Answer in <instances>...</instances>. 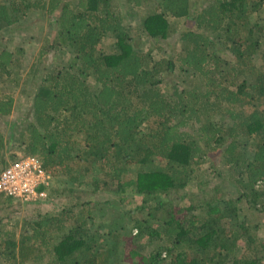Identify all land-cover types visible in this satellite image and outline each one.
I'll list each match as a JSON object with an SVG mask.
<instances>
[{
    "label": "trees",
    "instance_id": "16d2710c",
    "mask_svg": "<svg viewBox=\"0 0 264 264\" xmlns=\"http://www.w3.org/2000/svg\"><path fill=\"white\" fill-rule=\"evenodd\" d=\"M145 1L0 0V30L52 18L28 69L21 47L0 48V117L18 86L30 93V117L0 132V171L6 157L34 154L72 190L94 170L115 211L107 228L98 203L0 219V264L264 263L258 225L238 213L244 203L264 215V0ZM211 156L225 191L197 174Z\"/></svg>",
    "mask_w": 264,
    "mask_h": 264
},
{
    "label": "rangeland",
    "instance_id": "374dc122",
    "mask_svg": "<svg viewBox=\"0 0 264 264\" xmlns=\"http://www.w3.org/2000/svg\"><path fill=\"white\" fill-rule=\"evenodd\" d=\"M125 1V0H120ZM155 5V0H148L144 2V7L147 9H152ZM201 5V4H200ZM33 14H30L28 16L27 21H23L21 24H17V26H12L9 28H5L0 30V48H7V49H14L16 46L21 47L23 51V69H28L29 64L33 59L34 54L36 53L38 47L40 46L41 37L42 35H48L50 32L49 23L47 20H52V18H47L45 16H32ZM260 16L264 17V9L262 12H260ZM128 21L132 23H136L133 21V18L127 19ZM173 23L180 28H184L186 25L188 26V23L190 24V21L187 19H173ZM184 21V22H183ZM188 21V22H187ZM51 22V21H50ZM50 34V33H49ZM51 35V34H50ZM178 37V33L174 34L171 38L168 40V44H172V46L175 45L176 38ZM145 46L143 49H148L152 46L153 42L149 39H144ZM175 41V42H174ZM162 42V41H161ZM165 44L166 42L163 41ZM104 46H108L109 39H105L103 42ZM69 54L68 52H66ZM59 57H61L63 62H66V59L68 56L66 54H63V52L58 53ZM53 56L49 55L46 57V64L51 62L50 60H47V58L52 59ZM54 58V57H53ZM60 58V59H61ZM55 59V58H54ZM264 63V61H263ZM23 79L22 77H19V82H21ZM8 85H11L9 82ZM4 88V85H2ZM20 90V87L18 86L17 89L14 91V98L16 100L15 104L16 107H14L13 112L8 115L7 117H0V132L7 137L8 133H12L16 131V128H18V123L21 121H24L25 119L29 118V107H30V99L29 95L30 93L21 94L18 93ZM16 145L13 143L12 145H8L7 148H9L10 153L17 152V148L14 146ZM10 147H12L10 149ZM250 154V152H249ZM212 159H207L204 163H201L197 168V174L199 177H203L204 180L209 181V185H215V184H221L223 187V191L227 190L226 188L229 187V183L222 178V176H218V173L222 171V165L220 164L218 158L216 156H211ZM11 158V159H10ZM14 157H6V160L11 161ZM17 158V157H16ZM213 164L216 167V170H214ZM66 176H58L49 178L51 181L49 184V190L47 192V196L44 199H41L39 201L35 202H25L17 199H13L10 204L7 202H0V219H2V222L5 223L8 227L14 226V225H20L24 219H27L29 221H32V219L36 218L37 215H45L53 212H58L62 208L70 207L73 203L78 202V206L74 208V210H78L82 208L81 205L91 204L93 206L98 204H104L106 205V209L103 212V215L105 216L106 224L103 225V227L107 228L109 226L112 227L111 219L114 216L115 211L110 206V201L106 198L107 193L104 192V190L98 188L94 190L95 185L93 182L94 178H99L100 180L104 179L103 175L98 174L96 171L93 170L92 174L90 172L89 175H87V178L83 181L81 185H71L73 188L72 190L68 188L69 181H66ZM68 182V183H67ZM195 182H191L189 185L193 189ZM101 185V183H100ZM54 190V191H53ZM110 203V204H109ZM2 206V207H1ZM5 208V209H4ZM83 208H86V211H83L84 216H86V212L89 211L92 212V218L87 219L89 222H96L99 223L100 220L98 219L100 216V213H95L94 207L84 206ZM239 218L242 217V222H246L245 224L249 225L251 229L254 228V226L258 225V229H253V234L255 235L258 242L264 244V215H259L258 212L254 211L253 209H249L244 203H240L239 205ZM102 214V210H101ZM50 215V214H49ZM121 221L120 218H117V222ZM116 222V223H117ZM235 222V220H233ZM133 233L135 232L134 229L132 230ZM141 243L146 242V238L143 237L141 240ZM152 248V246H149V244L144 245L143 251L144 253H148V251ZM120 264H129V263H120ZM264 264V263H263Z\"/></svg>",
    "mask_w": 264,
    "mask_h": 264
},
{
    "label": "built area",
    "instance_id": "2783aa9c",
    "mask_svg": "<svg viewBox=\"0 0 264 264\" xmlns=\"http://www.w3.org/2000/svg\"><path fill=\"white\" fill-rule=\"evenodd\" d=\"M49 178L38 156L14 158L0 171V195L25 202L39 201L47 196Z\"/></svg>",
    "mask_w": 264,
    "mask_h": 264
},
{
    "label": "crops",
    "instance_id": "0c3cea01",
    "mask_svg": "<svg viewBox=\"0 0 264 264\" xmlns=\"http://www.w3.org/2000/svg\"><path fill=\"white\" fill-rule=\"evenodd\" d=\"M51 182V181H50Z\"/></svg>",
    "mask_w": 264,
    "mask_h": 264
}]
</instances>
